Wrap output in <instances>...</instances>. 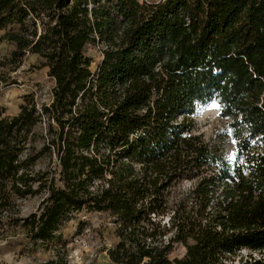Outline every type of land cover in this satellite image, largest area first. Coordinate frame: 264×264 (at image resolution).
Returning a JSON list of instances; mask_svg holds the SVG:
<instances>
[{
    "label": "trees",
    "instance_id": "obj_1",
    "mask_svg": "<svg viewBox=\"0 0 264 264\" xmlns=\"http://www.w3.org/2000/svg\"><path fill=\"white\" fill-rule=\"evenodd\" d=\"M6 28L5 64L35 54L54 84L48 103L25 94L0 116V240L22 227L55 246L46 264H57L60 228L85 210L112 217L116 264H264V0H0ZM209 102L234 161L190 134ZM46 154L56 167L36 170Z\"/></svg>",
    "mask_w": 264,
    "mask_h": 264
},
{
    "label": "rangeland",
    "instance_id": "obj_2",
    "mask_svg": "<svg viewBox=\"0 0 264 264\" xmlns=\"http://www.w3.org/2000/svg\"><path fill=\"white\" fill-rule=\"evenodd\" d=\"M7 30L8 28L0 29V116L17 113L25 94H32L37 106L48 103L52 97L51 89L54 84L53 79L47 75V69L40 66L35 54H26L16 68L5 64V59L13 48L8 40L2 38ZM87 54L92 56V68H95L101 56L99 47H89ZM213 104L218 107H212ZM219 108L216 102L198 106L191 117L193 127L190 134L198 135L199 139L212 150L219 149V152L229 159L228 157L234 156L235 147L228 120L220 117ZM45 129L44 122L36 127L35 145L37 147L42 144L43 139L40 134L43 136ZM258 148L261 149L260 145ZM229 160L234 161V159ZM56 164L54 154H46L37 160L35 169L53 170ZM215 172L216 168H212L205 170L203 174L212 175ZM190 188V182L185 180L179 186L170 187L167 193L170 205L180 199ZM42 197L43 195L39 194L22 200L20 215L26 216L34 211ZM114 228L112 217L106 213L85 210L76 213L60 228L66 251L64 258L59 259L57 264H116L106 253V248L114 246L117 241ZM54 248L53 244H33L26 236L25 230L22 227H16L9 230L6 237L0 240V264H46L48 260L55 257ZM183 252V246L175 244L171 257H181ZM248 253L247 249L239 251L243 257ZM252 255L258 257L260 254L255 252Z\"/></svg>",
    "mask_w": 264,
    "mask_h": 264
},
{
    "label": "snow or ice",
    "instance_id": "obj_3",
    "mask_svg": "<svg viewBox=\"0 0 264 264\" xmlns=\"http://www.w3.org/2000/svg\"><path fill=\"white\" fill-rule=\"evenodd\" d=\"M212 107H218L217 105L213 104ZM229 159H235L234 156L228 157Z\"/></svg>",
    "mask_w": 264,
    "mask_h": 264
},
{
    "label": "built area",
    "instance_id": "obj_4",
    "mask_svg": "<svg viewBox=\"0 0 264 264\" xmlns=\"http://www.w3.org/2000/svg\"><path fill=\"white\" fill-rule=\"evenodd\" d=\"M184 181V180H183ZM185 181H188V180H185ZM189 182V181H188ZM184 248V247H183Z\"/></svg>",
    "mask_w": 264,
    "mask_h": 264
},
{
    "label": "bare ground",
    "instance_id": "obj_5",
    "mask_svg": "<svg viewBox=\"0 0 264 264\" xmlns=\"http://www.w3.org/2000/svg\"><path fill=\"white\" fill-rule=\"evenodd\" d=\"M202 106H204V105H202ZM205 106H206V104H205Z\"/></svg>",
    "mask_w": 264,
    "mask_h": 264
}]
</instances>
